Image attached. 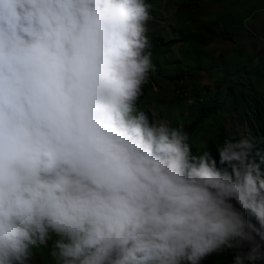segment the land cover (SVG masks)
Instances as JSON below:
<instances>
[{"label": "clouds", "instance_id": "clouds-1", "mask_svg": "<svg viewBox=\"0 0 264 264\" xmlns=\"http://www.w3.org/2000/svg\"><path fill=\"white\" fill-rule=\"evenodd\" d=\"M152 10L0 0V264H204L226 251L264 264V138L237 127L194 151L183 122L139 106L155 90Z\"/></svg>", "mask_w": 264, "mask_h": 264}, {"label": "trees", "instance_id": "trees-1", "mask_svg": "<svg viewBox=\"0 0 264 264\" xmlns=\"http://www.w3.org/2000/svg\"><path fill=\"white\" fill-rule=\"evenodd\" d=\"M201 1L152 0L156 22L149 35L156 70L151 82L161 89L164 81L175 85L166 89L164 95H161L162 90L158 91L157 99H153L154 94L148 93L146 86L145 97L141 98L139 106L157 110L174 124L183 122L194 151L201 147L194 144L198 139L204 142L203 147L214 152L216 140L244 124L252 135L264 138V45L259 46L258 38L243 23L245 19L252 20L249 17L252 12L255 19L260 18L264 0H204L218 6L208 11V18L201 15ZM168 12L170 18L165 19ZM196 19L205 20L201 22L202 27ZM161 23L166 25L167 32L159 27ZM219 36L229 43L217 40ZM212 43L218 47L211 51L209 45ZM236 52L239 54L234 58ZM187 72H194L197 77L207 73L213 83L206 84L202 94L201 89H195L189 81L195 78L186 75ZM181 85L190 88L193 103L189 104L186 115L174 116L182 104L177 98L188 97L185 90L180 89ZM149 104L152 107H148ZM226 117L228 127L223 122ZM213 128L216 134L209 138ZM258 148L264 156V143ZM231 255V251H226L210 256L204 264H230Z\"/></svg>", "mask_w": 264, "mask_h": 264}, {"label": "rangeland", "instance_id": "rangeland-1", "mask_svg": "<svg viewBox=\"0 0 264 264\" xmlns=\"http://www.w3.org/2000/svg\"><path fill=\"white\" fill-rule=\"evenodd\" d=\"M224 1H227V0H224ZM173 2H171V4H172ZM237 4V2L235 3V5ZM216 8H218V6L217 5H213V4H211V3H209V2H205L204 0H202L201 1V10L203 11L202 12V16L203 17H205V18H208L209 16H208V11H212V10H214V9H216ZM253 14H254V12H252L250 15H249V17H252V19H254V20H257L258 22H254V23H251V24H248V27H249V29H251L253 32H255V34L260 38V39H262V40H264V32L262 31V27H264V13H261L260 14V17H263V19H255L254 17H253ZM166 18H170V16H169V12L168 13H166V15H165V19ZM202 21H205V20H201V19H196V22L197 23H199L200 25H201V22ZM200 27H202V25L200 26ZM208 28L207 27H205V30H207ZM208 32V31H207ZM207 32H205V33H207ZM217 40H220V41H223V42H226V43H229V41H226L222 36H219L218 38H217ZM259 40V39H258ZM244 45L246 44V42H242ZM221 45H224V46H227L226 44H224V43H221ZM218 47V45H216V44H214V43H212L211 45H209V50H213V49H215V48H217ZM250 47V46H249ZM239 54V52H236V55L234 56V58H236L237 57V55ZM192 75L195 79H192V78H190L189 79V81L190 82H192L193 83V85H194V87H195V89H201V91H202V94H203V89L205 88V86H206V84H204L203 83V81H205V80H207L208 82H212L211 80H209V74H207V73H205V74H200L199 75V77H197L195 74H194V72H191V73H186V75ZM188 78V77H187ZM164 82H166V83H164L163 84V86H164V88H160L154 81L152 82V84L154 85V87H155V90H152V89H149L148 90V93H153L154 94V96H153V99H157L158 98V96L156 97V93L158 92V91H160L161 92V90H162V94L161 95H164V93H165V91H166V89H168V88H173V86L175 85L174 83H172V84H170V85H168V83H167V81H164ZM213 83V82H212ZM180 89H184L185 90V93H186V96H189L191 93V90H190V88L189 87H186L185 85H181V87H180ZM196 91V90H195ZM208 93V91L206 92V94ZM182 97H184V95H182ZM169 98V97H168ZM186 98H177V100L180 102V103H182V104H180L179 105V108H178V110L176 111V112H174L173 113V115L174 116H178V115H186L188 112H189V104H185V103H183L182 101H184ZM149 106H151V104H149L148 105V107ZM152 107V106H151ZM152 110H154L158 115H160V113H158L157 112V110H155V109H152ZM188 122H189V120H188ZM223 122H224V124H225V126H229V119L226 117L224 120H223ZM239 128H245V124L243 125V126H241V127H239ZM234 131V129H231L230 130V132H233ZM194 144H196V145H198V146H200L201 145V142L197 139V140H195L194 141Z\"/></svg>", "mask_w": 264, "mask_h": 264}]
</instances>
